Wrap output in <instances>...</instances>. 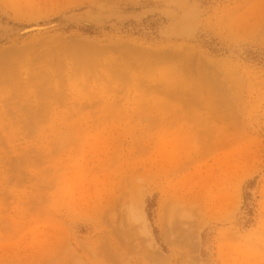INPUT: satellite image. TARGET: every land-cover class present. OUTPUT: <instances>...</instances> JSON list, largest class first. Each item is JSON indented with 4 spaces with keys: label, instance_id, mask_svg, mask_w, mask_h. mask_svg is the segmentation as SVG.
<instances>
[{
    "label": "rangeland",
    "instance_id": "1",
    "mask_svg": "<svg viewBox=\"0 0 264 264\" xmlns=\"http://www.w3.org/2000/svg\"><path fill=\"white\" fill-rule=\"evenodd\" d=\"M0 264H264V0H0Z\"/></svg>",
    "mask_w": 264,
    "mask_h": 264
},
{
    "label": "bare ground",
    "instance_id": "2",
    "mask_svg": "<svg viewBox=\"0 0 264 264\" xmlns=\"http://www.w3.org/2000/svg\"><path fill=\"white\" fill-rule=\"evenodd\" d=\"M84 44H85V43H84ZM81 45H82V44H81ZM86 45H87V44H86ZM90 45H91V44H90ZM90 45L83 46V48H80V47H79V48H76V49L79 50V51L82 52V53H83V52H85V53H91V51L89 50V46H90ZM81 47H82V46H81ZM96 47H97V46H96ZM97 50H98V49H97ZM147 55H148V54H147ZM143 60H144V58H143ZM150 61L152 62V60H150V59H149V60L145 59V61H141V60H140V62H137V61H134V62L128 61V63L121 62V63H120V66H121V69H122L123 64H126V66L129 67V66H131V65H133V64H139V65H140V64H144V63H150ZM115 63L117 64V62H115ZM110 66H111L112 70H114V72H115V70L117 71L118 68L116 67L115 64H112V65L110 64ZM110 66H109V67H110ZM202 68H203V67H202ZM137 70L140 71V69H138L137 67H131L130 70L128 69L126 73L134 72V71H137ZM216 88H217V87H216ZM168 94H169V93H168ZM211 101H212V100H211ZM177 120H178V119H177ZM179 120H180V119H179ZM250 183H251V182H250Z\"/></svg>",
    "mask_w": 264,
    "mask_h": 264
}]
</instances>
